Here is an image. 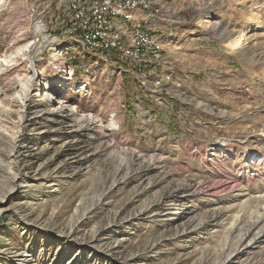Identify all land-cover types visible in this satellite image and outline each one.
I'll return each instance as SVG.
<instances>
[{
	"label": "rangeland",
	"instance_id": "obj_1",
	"mask_svg": "<svg viewBox=\"0 0 264 264\" xmlns=\"http://www.w3.org/2000/svg\"><path fill=\"white\" fill-rule=\"evenodd\" d=\"M179 1L187 32L175 24L178 36L163 38V63L148 53V67L115 65L135 83L145 71L146 90L110 60L76 58V76L59 83L50 48L35 78L23 60L0 72V264H264V0ZM34 2L0 9V58L39 22L78 40L61 6ZM245 32L232 52L225 44ZM159 75H169L162 87ZM86 81L68 101L104 126L51 114ZM146 94L151 125L133 100Z\"/></svg>",
	"mask_w": 264,
	"mask_h": 264
},
{
	"label": "bare ground",
	"instance_id": "obj_2",
	"mask_svg": "<svg viewBox=\"0 0 264 264\" xmlns=\"http://www.w3.org/2000/svg\"><path fill=\"white\" fill-rule=\"evenodd\" d=\"M35 2L32 4L33 6H41L43 5V0H34ZM212 1V0H208ZM125 2V9L120 15V13H113L110 15V19L107 22V26L101 33H91L90 34V45L96 44L95 48L92 50H84L85 49V43H86V36H84V30L83 29H76L72 34L78 36V40L74 38L72 40V45H68L67 43L62 42L59 38L53 37L51 35H48V27L46 24L38 23L35 24L32 28V39L27 40L26 44L23 46H17L11 53L10 56H2L0 58V72H4L5 69L11 68L12 66H17L19 60H23L27 62V67L29 70H31L32 77L35 75H38V66L37 62L41 59V53L43 52L44 48H50L51 51H55L51 54V65L54 67V69L57 71V78L59 80V83L61 82H70L73 80L74 74H75V67H73L75 59H80L81 56H88L93 55L96 59H103L106 55L105 52V46L107 45H115L117 51H120L124 57H128V54H130L131 49L127 48V45L124 44V40L127 37L126 31L128 30L125 28L126 24H129V29L131 30L132 38L130 39V44L132 45V49L134 48V51L136 53H146L147 51H156L155 48L157 47V44L155 43V39L152 35L151 43H145L143 46V49L138 51V44L137 41L140 39L139 32H133L136 30V26L134 24L135 19L132 17V11L136 10H144V2L143 0H124ZM10 3V0H0V9L8 7ZM111 3V11H118L119 3L118 0H110ZM69 9L72 14L74 13H80V4L78 0H68ZM154 5L153 0H148V10ZM39 14V13H38ZM119 19L120 23H115V20ZM34 20V19H33ZM257 22V21H256ZM202 25H208V20L204 19L200 22ZM212 24V23H211ZM213 25V24H212ZM257 30H263L264 25L263 22L261 23L258 21L256 23L255 27ZM253 29V28H252ZM47 30V31H46ZM250 30V29H248ZM47 32V33H46ZM249 32V31H248ZM253 32V31H250ZM246 34L247 32L243 34L237 35V37H234L229 42H227L225 45L234 53H237L238 51H241L246 43ZM126 43V42H125ZM80 48L79 52L75 50V48ZM132 52V51H131ZM78 53L75 58L70 57V54ZM133 53V52H132ZM90 57V56H89ZM108 59V58H106ZM181 61V60H179ZM24 80H20L18 78V83L21 87H23L22 83ZM48 84V83H47ZM91 82L86 81L84 83L79 84L75 89H69L66 90L67 92L65 101H68V99L72 98L69 94L70 92L74 93V96L76 94L82 95L83 92H85L87 89L91 88ZM32 91V90H30ZM72 94V93H71ZM47 97H45V101H50L52 104L56 103L55 98L50 95L49 93L46 94ZM18 97V96H17ZM65 108L60 106L59 108L52 109L51 114H57L59 118H63L64 120L71 121L74 124H81L85 126H92L93 123H98L100 126H104L101 120H98L93 116H88L84 113H78V110L76 106H74L73 103H70L69 101L65 103ZM78 107V106H77ZM4 108V104H3ZM66 110V111H65ZM68 112V115H71V118H65L62 116V113ZM112 116V115H111ZM114 116V115H113ZM110 125H115V120L112 118ZM109 125V126H110ZM70 126V125H69ZM113 126V127H114ZM90 131V129L88 128ZM258 130H254L253 133H256ZM18 138V135L14 137V140ZM255 160V159H254ZM253 160V161H254ZM259 158L257 157L256 160L253 162L256 164L258 162ZM262 162L260 161V164ZM122 167L130 168V165L127 163V165H122ZM122 170V168L120 169ZM124 170V169H123ZM196 226V225H195ZM258 239V238H257ZM240 243V242H239ZM241 245V243H240ZM249 246V245H247ZM240 248V246H238ZM232 252L240 253V250H234ZM230 252V253H232ZM228 254V257L225 260V263H227L233 254ZM28 256V255H27ZM68 264H72L69 262Z\"/></svg>",
	"mask_w": 264,
	"mask_h": 264
},
{
	"label": "crops",
	"instance_id": "obj_3",
	"mask_svg": "<svg viewBox=\"0 0 264 264\" xmlns=\"http://www.w3.org/2000/svg\"><path fill=\"white\" fill-rule=\"evenodd\" d=\"M154 5L149 9L148 12H145L144 10H136V11H132V17L135 19V26L136 28L139 27V24L142 25V27L144 28L145 31L150 32L154 39H155V43L157 44V50L156 51H147L146 53H141L142 56L144 57L146 56V54L148 53H155V58L158 55V51L163 50V38H165L168 42L172 43V39L176 38L178 36V30L180 29V27H178V29H176V27H174L175 24H181V28H183L182 30H184L185 32H187L185 30V28L183 27L184 25H187L186 23H183V21H186V19L182 20L179 16L176 15V11L178 10V6H180V4L178 2H180L179 0H153ZM212 2V1H209ZM115 23H120L119 19L115 20ZM125 28H127L128 30L126 31V35L127 37L124 40V44L127 45V48H130L131 51L133 53H136L134 51V48L132 49V45L130 44V39L132 38L131 35V30L129 29V24L125 25ZM176 29V30H175ZM194 31L191 30V33H193ZM195 33V32H194ZM162 34V35H161ZM165 34V35H164ZM200 34V33H199ZM201 35H196L194 38L192 37L188 39L189 40H194V41H199V42H203L202 36ZM205 35V34H204ZM183 36V33H182ZM126 42V43H125ZM164 51V50H163ZM90 56V57H89ZM140 56V54H139ZM134 57V58H130V60H134L135 64H137L139 67H148L150 66V61H146L145 59H142L141 57ZM117 60V62H114V60ZM108 60H110L109 62L111 64H114V68L117 69L119 72V74L121 73H127V75L129 76V83L131 87H136V84L138 83V85H144L145 90L147 89V83H145L147 76H146V72L144 71V74L141 75V77H137L136 81L137 83H135V78L133 76V72H131V70H125L122 67L116 68L120 62L119 61H126L128 62L129 60H127L126 57H124L122 55V53L120 51L115 53V56L111 59H96L92 54L88 55V56H81L80 57V65H86V67H89V65L92 62H108ZM140 61H143V66L140 63ZM163 59H155V62H160L159 65H161L163 63ZM79 64V63H77ZM110 64V65H111ZM158 65V66H159ZM113 66V65H111ZM122 71V72H121ZM126 71V72H125ZM130 73V74H129ZM164 74V73H163ZM126 76V75H124ZM151 76V74H150ZM161 76L160 78H158V80L155 82L156 86L162 87L163 85H165L166 82L165 78L168 79L169 75H159ZM174 77V76H173ZM126 81V80H125ZM123 83H125L123 81ZM162 85V86H160ZM137 88V87H136ZM135 88V89H136ZM134 89V90H135ZM141 93L144 94V92L141 91ZM149 93V92H148ZM149 94L146 95H136L134 97V102H135V106L136 108L138 107V105L141 107L142 103L145 104L146 109H143V111H138L140 113V117H144L146 118V122L147 125H151V120L153 119L154 116H157L156 113L154 115H151V113H149V111L147 110L148 108H150L151 104H152V100L147 99V97H149ZM138 110V109H137ZM134 111V110H133ZM160 111V110H159ZM164 113V112H163ZM171 126V124H168Z\"/></svg>",
	"mask_w": 264,
	"mask_h": 264
},
{
	"label": "built area",
	"instance_id": "obj_4",
	"mask_svg": "<svg viewBox=\"0 0 264 264\" xmlns=\"http://www.w3.org/2000/svg\"><path fill=\"white\" fill-rule=\"evenodd\" d=\"M80 4V13L72 14L69 9L68 0H43V5H56V7L61 6L63 9L62 17L67 18L65 15L70 16L68 22V33H73L76 29H83L84 36H86V43L84 50H93L96 44L90 45V34L91 33H101L103 29L106 28L107 22L110 19V15L113 13H120L122 15L125 9L124 0H118L119 7L118 11H111L110 0H78ZM144 2V11L148 12V0H143ZM68 19V18H67ZM68 20V21H69ZM133 32H139L140 39H138V51L143 49L145 43H151L152 34L144 30L142 25L139 24V27L136 28ZM157 50V47L155 48ZM106 55L104 58L111 59L115 56V53L118 52L115 45L105 46ZM139 53L128 54L127 60L130 58L138 57ZM74 65L73 67H75ZM76 74H74V77Z\"/></svg>",
	"mask_w": 264,
	"mask_h": 264
}]
</instances>
